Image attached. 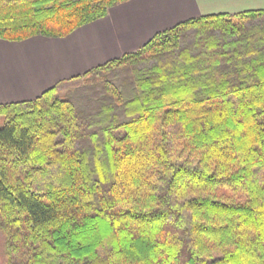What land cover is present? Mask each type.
Returning <instances> with one entry per match:
<instances>
[{
    "label": "trees",
    "instance_id": "trees-1",
    "mask_svg": "<svg viewBox=\"0 0 264 264\" xmlns=\"http://www.w3.org/2000/svg\"><path fill=\"white\" fill-rule=\"evenodd\" d=\"M131 0H0V40ZM4 264H264V9L200 15L0 103Z\"/></svg>",
    "mask_w": 264,
    "mask_h": 264
},
{
    "label": "crops",
    "instance_id": "crops-1",
    "mask_svg": "<svg viewBox=\"0 0 264 264\" xmlns=\"http://www.w3.org/2000/svg\"><path fill=\"white\" fill-rule=\"evenodd\" d=\"M199 2L131 0L66 38L36 36L23 42L0 40V56L4 57L0 59V103L34 99L61 80L140 48L156 32L172 27L166 23L206 13L204 8L200 9ZM191 6H196L192 13L174 15L178 8Z\"/></svg>",
    "mask_w": 264,
    "mask_h": 264
},
{
    "label": "rangeland",
    "instance_id": "rangeland-1",
    "mask_svg": "<svg viewBox=\"0 0 264 264\" xmlns=\"http://www.w3.org/2000/svg\"><path fill=\"white\" fill-rule=\"evenodd\" d=\"M196 6L186 7V8H178L174 15L180 14L183 15L186 13H192L195 10ZM199 7L204 8L206 13H202L203 15L214 14V13H235L245 10L251 9H264V0H226V1H219V0H200ZM198 14V13H197ZM201 14V13H200ZM180 17V16H179ZM186 18V17H185ZM189 18V17H187ZM185 20V19H184ZM179 22V21H178ZM177 21H171L166 23V26H173L174 24L178 23ZM4 57L0 56V59ZM6 59V57H5ZM5 123V118L0 116V128L3 127ZM5 257H4V236L0 232V264H4Z\"/></svg>",
    "mask_w": 264,
    "mask_h": 264
}]
</instances>
